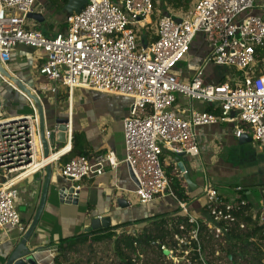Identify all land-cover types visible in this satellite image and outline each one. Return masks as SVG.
Wrapping results in <instances>:
<instances>
[{
  "label": "built area",
  "instance_id": "built-area-1",
  "mask_svg": "<svg viewBox=\"0 0 264 264\" xmlns=\"http://www.w3.org/2000/svg\"><path fill=\"white\" fill-rule=\"evenodd\" d=\"M162 1L87 0L78 14L67 15L62 32L49 36L30 25L29 14L43 15V9L36 11L37 0H0V63L8 71L13 49L26 45L46 54L38 68L44 84L29 86L37 97L59 94L65 88L129 99L122 121L125 159L119 161L112 151L96 155L94 163L87 156H76L59 168L58 177L73 188L72 197H79L85 178L122 162L136 181L132 180L134 188L128 196L140 205L170 197L184 215L181 222L166 217L163 227L173 232L174 246L163 247L168 254L160 264H232L219 245L227 243L232 229L243 231L263 223L264 208L244 214L252 217L250 224L240 222L234 212L243 211L246 201L224 203L217 188L207 182L202 193L207 216L199 219L171 188L172 179L183 173H166L161 157L164 150L197 157V130L219 123L232 125L236 139L248 135L264 148V54L257 58V49L264 50V0H196L183 12L167 10L159 15ZM142 28L152 33L151 41L140 42ZM199 34L210 50L203 66L184 80L177 67L187 59ZM207 65L236 69L242 75L227 74L224 81L209 82ZM2 86L22 95L32 111L7 117L0 98V229L25 232L16 186L70 151L50 159L71 145V124L68 144L55 152L50 148L49 158H44L33 101L0 73ZM179 94L188 102L183 110L176 107ZM194 102L220 113L200 111ZM45 136L49 138V129ZM207 241L211 248L204 251ZM143 260L139 252L132 257L134 264H144Z\"/></svg>",
  "mask_w": 264,
  "mask_h": 264
},
{
  "label": "crops",
  "instance_id": "crops-1",
  "mask_svg": "<svg viewBox=\"0 0 264 264\" xmlns=\"http://www.w3.org/2000/svg\"><path fill=\"white\" fill-rule=\"evenodd\" d=\"M63 8H57L49 0L38 2L36 11L44 10L43 17L50 30V33L46 32L45 34L53 36L65 29L67 14L63 11ZM54 11H60L57 12V15L62 14L60 23L53 20L51 13ZM47 13L49 14L48 18L46 17ZM30 25L37 29L42 27L41 23L35 20L31 21ZM55 25L59 26V28L55 29ZM138 35L140 42L142 40H146V42L151 41L152 33H148L146 29L145 31H141V33L139 32ZM209 50V45L205 41L204 36L197 35L192 42L189 56L182 62L189 64L188 69L183 71L180 68L182 65L177 67V71L181 73L180 77L184 80H189L203 66L204 59ZM45 58L46 54L43 51L21 44L13 49L10 60L11 64L10 66L7 65V68L12 75L16 76L22 82L27 83L29 86L36 85L33 72L38 70ZM215 67L213 65H207L205 68L206 79L209 82H220L222 79L221 68L219 71H215ZM43 80L45 82V79ZM0 89L4 93L6 90L10 92L4 86ZM12 94L20 95L17 92H12ZM94 94L100 95V101L105 103L104 109H78L71 112V109L60 106L61 102H64V97H51L48 94H42V99H45L44 101L46 102L47 113H49L47 117L54 115L56 118L59 117L69 120L72 135L76 133L85 139L82 144V151L92 163H94L93 158L96 155L104 154L107 151L114 152L117 159L123 161L125 159V144L122 121L129 111L130 100L118 96H108L100 93ZM20 96L24 99L22 95ZM24 101L27 103L25 99ZM186 107L188 105L181 107L180 110ZM206 107V105L198 102L195 108L200 111H205ZM51 120L49 119L47 122L48 129L53 125ZM197 131L199 155L194 158L185 155L181 158V162L186 166L191 181L194 184L191 187V191L188 190L183 176L178 175L179 178L183 179V186L189 196V201H187L189 213L199 219L207 216L204 208L205 201L202 199L204 186L207 182L217 188L218 194L223 200H236L240 198L242 192H245L246 200L251 203L253 211L263 209L264 204L260 199L258 200V204H255L248 198L251 197L253 187L255 190L258 187L260 189L264 187V148L259 147L257 144L256 148L251 145V149H245L249 146L245 145L250 142L240 144L239 140L234 136L232 125L227 123L203 126ZM235 145L240 147L237 155L238 159L241 160L240 162L237 158L236 161H231L232 153H230L229 148ZM63 147L65 146H61L58 149ZM69 147L71 150L72 141ZM62 157L60 160L51 164L52 177L45 209L36 231L30 240V245L33 247L35 245L46 247L41 255L37 257L38 264H51L58 241L85 233L86 228L88 226L90 227L92 220L98 217H108L110 219V225L131 223L128 226L119 228L120 230L131 227L135 230L138 228L143 230L146 225L141 221L144 218L173 213L174 210L178 209L177 203L170 197H163L147 205H140L133 197L128 196L127 193L133 190L134 184L127 166L122 162L115 169L107 167L104 168L101 175H92L89 178H85L80 183L82 189L76 205L61 203L58 198L56 186L58 184L57 172L65 163V158ZM162 162L165 171H167L166 168L170 169V172H167L168 174L176 175V171H180L175 161V155H172L167 150L163 151ZM45 175V169H43L27 179L20 181L16 186L23 194L28 191L32 192L33 202L35 201V205H33V202L31 204L33 214L29 221L25 222V220H22L23 226H26L25 228L28 226L26 223H30L37 209ZM237 187H241L244 190L237 191ZM121 198H124L129 203L128 207H120L118 205V199ZM180 215L184 217L181 212ZM137 220L140 223H136ZM23 233L16 228L6 227L0 229V264L5 263L7 251L18 243Z\"/></svg>",
  "mask_w": 264,
  "mask_h": 264
},
{
  "label": "trees",
  "instance_id": "trees-1",
  "mask_svg": "<svg viewBox=\"0 0 264 264\" xmlns=\"http://www.w3.org/2000/svg\"><path fill=\"white\" fill-rule=\"evenodd\" d=\"M54 6L62 9L66 4L65 0H49ZM163 4L170 3L173 7L184 10L190 7L191 0H163ZM261 49H257V58L261 59ZM264 54V52H263ZM261 72L264 74V65L261 64ZM221 81H224L221 79ZM220 81V82H221ZM206 112L218 115L220 112L217 109H213L211 106L205 108ZM72 147L69 153L62 158H65V162L76 156H86L82 151V144L85 139L76 133H73ZM162 161V157H161ZM166 173L170 172L169 168H166ZM171 188L180 200L185 202L189 201V196L186 193V189L183 186V179L174 177L171 181ZM222 199V197H220ZM245 200L246 205L241 212L235 211L234 214L240 222L250 224L252 222L251 216H244L246 212H251L253 209L250 202L246 200V193L242 192L240 198L237 200ZM224 203L230 202V200H223ZM264 204V203H263ZM174 215V217H173ZM172 217L178 222L184 221L185 218L180 215L179 209L174 210L173 213L160 214L151 217L144 218L141 222L145 223L143 230L138 234L121 233L116 234V230L128 226L131 223H121L116 225H110L106 228L92 230L90 232L81 233L76 236L67 237L58 241L56 245V255L53 258V264H67L68 258L72 256V253L77 251L79 246L90 245L94 243L113 241L114 252L121 264H134L132 257L138 252L144 254L147 251L156 252L158 259L153 263L160 264V260L165 257L163 247L171 248L174 243L171 241V235L173 232L168 231L163 227L166 223V217ZM259 215L257 216V219ZM140 223V221H136ZM29 223H26V225ZM26 227V226H25ZM228 241L225 245H219V247L227 254L229 258L231 256L232 264H240L241 261L246 264H264V223H256L253 228L240 231L239 228L232 229L230 235L227 237ZM210 241L203 246V250L210 249ZM150 261H146L145 264H149Z\"/></svg>",
  "mask_w": 264,
  "mask_h": 264
},
{
  "label": "water",
  "instance_id": "water-1",
  "mask_svg": "<svg viewBox=\"0 0 264 264\" xmlns=\"http://www.w3.org/2000/svg\"><path fill=\"white\" fill-rule=\"evenodd\" d=\"M66 4L64 5L63 11L67 15L78 14L86 5L87 0H65ZM168 15V14H167ZM28 17L32 20H35L39 23H43L45 18L40 13H31ZM0 73L6 77L12 84H14L17 89L25 93L34 103L37 116L39 119V133L40 140L43 146V157L49 158L50 156V148L52 150H57L61 146H66L68 144L69 134V120L65 118H56L54 115L51 117H47V110L45 105V99H40L36 95H34L28 84L23 83L16 76L12 75L8 72L5 67H3L0 63ZM47 101V99H46ZM49 119H52L53 122L52 127L49 129V138L47 139L45 136V131L47 128V122ZM239 140L240 144L251 142V137L248 135H243ZM185 156V153L177 154L175 156V161L177 162V166L181 173H183V179L188 187V190L191 191V187L194 185L191 181L188 170L183 162H181V158ZM130 177L135 181L132 173L130 172ZM45 178L43 181L42 191L39 197L37 209L34 213V216L30 223L28 224L25 232L19 238L18 243L11 247L10 250L6 253V261L4 264H38V255L45 250V246L35 245L34 247L30 245V240L33 237L40 218L44 212L46 200L48 196V191L50 187L51 177H52V166L51 164H47L45 166ZM136 182V181H135ZM57 194L59 201L61 203L76 205L78 202V195L72 197L73 188L70 187L67 183H64L58 177V184L56 186ZM260 200L264 203V187L259 189ZM118 205L120 207H128L129 203L124 199H118ZM110 226V219L108 217H102L101 219L96 218L93 219L90 227L86 230V232H90L92 230H97L101 228H106ZM165 254H168V251H165Z\"/></svg>",
  "mask_w": 264,
  "mask_h": 264
},
{
  "label": "rangeland",
  "instance_id": "rangeland-1",
  "mask_svg": "<svg viewBox=\"0 0 264 264\" xmlns=\"http://www.w3.org/2000/svg\"><path fill=\"white\" fill-rule=\"evenodd\" d=\"M43 0H37V5L38 2H41ZM196 0H191L190 5L195 2ZM167 10H169L171 13L175 12V11H180L183 12L184 8H175L173 7L170 3H165L163 4V2L161 3V7L159 6V15H162L163 13H165ZM57 12L60 11H54L53 13H51V16L53 18L54 21H57L58 23L61 22L62 19V14L60 13L59 15H57ZM55 13V14H54ZM49 14H46V17L48 18ZM51 19V18H50ZM48 20V19H46ZM53 21V22H54ZM52 22V23H53ZM152 22L153 24L156 23V19L152 18ZM47 22H43L41 23V28L37 29L39 31H41L42 33H50L48 26H47ZM60 25V24H59ZM152 27V26H151ZM55 29H58L59 26H54ZM154 28V27H152ZM141 31H145V29H139V32L141 33ZM262 50V49H261ZM264 50H262V52H260L261 54H263ZM10 62L8 63V66H10ZM180 65H182V67H180ZM189 64L188 63H180L178 65V67H180L183 71H186L188 69ZM221 67H215L214 70L219 71ZM10 70H12L10 68ZM221 78L225 79V76L227 74H235V75H242V72H238L236 69H231V68H221ZM177 74H179V76H181V73L177 72ZM34 75V79L35 83L37 85L39 84H44V78L43 76H41L38 72V70L33 72ZM1 88V87H0ZM2 89H0V98L2 100V106H3V112L4 115L7 117H14V116H20V115H27V114H31V109L28 103H25L24 99H22V97L18 94H12V92H8L7 90L5 91V93L3 91H1ZM4 93V95H2ZM96 93V92H94ZM91 91H84L81 89H73L72 91H69L65 88H61L60 89V93L59 94H53L51 92H48L47 94L51 97H64V102H61V107H65L67 109H71V112L74 110H78V109H104V105L105 103H102L101 97L99 94H94ZM39 97L42 99L43 96L39 95ZM177 102H176V107L177 108H181V107H185L188 105V102L186 101L185 98H183L182 95H177ZM198 102H194V106L197 107ZM246 130L249 131L248 128H245ZM257 142L256 141H252L248 144H246L245 146H247L245 149L250 148L251 149V145L254 146V148H256L257 146ZM244 147V146H242ZM60 148V147H59ZM239 148L238 146H233L232 148H229L230 153H232V157H231V161H236L238 157V153H239ZM245 158V157H243ZM241 160H239L240 162ZM252 188V187H251ZM18 189V188H17ZM258 189H260V187H258ZM255 190L254 187L251 191V197L248 198L251 202H254L255 204H258V200L260 199V193L259 191ZM19 196L18 199L16 201L17 204V210L20 214L21 220H25V222H28L29 219L31 218L32 214H33V209L31 208V204L33 202V197H32V192L28 191L26 193H22L21 190H19ZM247 197H249L247 195ZM261 201V200H260ZM33 205H35V201L33 202ZM23 222V221H22ZM89 228V226L86 228V230ZM123 232L125 233H130V234H135L138 235L142 230L140 228L138 229H134L133 227L129 228V229H122ZM117 235L121 234V231H119V233H116ZM54 256L56 255V251L54 252ZM158 254L156 252H152V251H147L144 253V264L146 263V261H150L149 264H154L153 262L158 259ZM53 264V261L52 263ZM67 264H121L119 259L117 258L115 252H114V243L113 241H105V242H98V243H94L92 246L90 245H82L79 246L77 251L72 253V256H70L68 258V262ZM240 264H246V262L241 261Z\"/></svg>",
  "mask_w": 264,
  "mask_h": 264
},
{
  "label": "bare ground",
  "instance_id": "bare-ground-1",
  "mask_svg": "<svg viewBox=\"0 0 264 264\" xmlns=\"http://www.w3.org/2000/svg\"><path fill=\"white\" fill-rule=\"evenodd\" d=\"M69 149H70V147H69V145H67L65 148H63V149L60 151V154H64L65 152H68ZM60 154H56V155L53 154V156L51 157V159H52L53 157H57V156H59Z\"/></svg>",
  "mask_w": 264,
  "mask_h": 264
}]
</instances>
